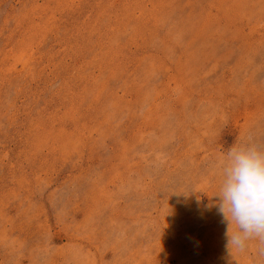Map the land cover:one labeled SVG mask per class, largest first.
<instances>
[{"label":"rangeland","instance_id":"374dc122","mask_svg":"<svg viewBox=\"0 0 264 264\" xmlns=\"http://www.w3.org/2000/svg\"><path fill=\"white\" fill-rule=\"evenodd\" d=\"M248 137L264 0H0V264H264L217 211Z\"/></svg>","mask_w":264,"mask_h":264},{"label":"clouds","instance_id":"9594fccd","mask_svg":"<svg viewBox=\"0 0 264 264\" xmlns=\"http://www.w3.org/2000/svg\"><path fill=\"white\" fill-rule=\"evenodd\" d=\"M217 211L226 224V249L244 251L247 242L264 245V145L252 137L234 143L220 162Z\"/></svg>","mask_w":264,"mask_h":264}]
</instances>
